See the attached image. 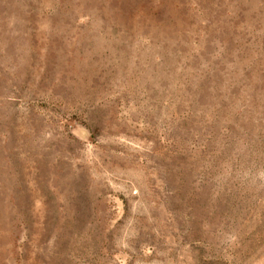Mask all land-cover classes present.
Segmentation results:
<instances>
[{
	"label": "rangeland",
	"instance_id": "374dc122",
	"mask_svg": "<svg viewBox=\"0 0 264 264\" xmlns=\"http://www.w3.org/2000/svg\"><path fill=\"white\" fill-rule=\"evenodd\" d=\"M0 264H264V0H0Z\"/></svg>",
	"mask_w": 264,
	"mask_h": 264
}]
</instances>
